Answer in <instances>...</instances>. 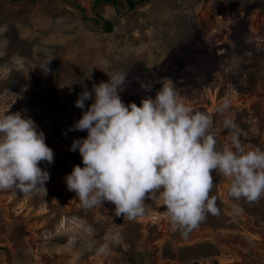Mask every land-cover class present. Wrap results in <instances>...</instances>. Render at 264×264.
Returning <instances> with one entry per match:
<instances>
[{"label":"rangeland","instance_id":"1","mask_svg":"<svg viewBox=\"0 0 264 264\" xmlns=\"http://www.w3.org/2000/svg\"><path fill=\"white\" fill-rule=\"evenodd\" d=\"M94 1L0 0L10 40L0 57V113L11 105L8 114L33 119L54 152L52 164L39 165L50 177L45 196L0 190V264H264V198L240 202L235 215L230 181L220 174L210 193L220 215L186 237L159 199L146 200V215L129 221L109 202L83 208L64 179L83 167L69 149L87 132L69 129L93 102L80 109L75 101L84 86L109 79L104 71L127 72L120 95L138 106L170 79L194 112L212 116L218 149L231 147L225 117L246 150L264 149V0H147L132 9L125 0ZM103 20L112 24L108 33ZM48 54L55 59L45 74ZM140 81L154 82L152 90ZM226 98L221 115L216 108Z\"/></svg>","mask_w":264,"mask_h":264},{"label":"clouds","instance_id":"2","mask_svg":"<svg viewBox=\"0 0 264 264\" xmlns=\"http://www.w3.org/2000/svg\"><path fill=\"white\" fill-rule=\"evenodd\" d=\"M8 31L9 25H0V57L10 45ZM53 59L48 54L42 63L45 74ZM104 72L109 77L106 82L93 84L91 91L84 86L78 95L77 108L93 102L69 129L87 132L86 138L74 139L69 149L79 152L83 167L74 165L64 178L83 208L109 202L116 217L133 221L148 212L146 200L159 199L173 230L186 237L208 215H220L217 197L210 195L213 173L230 181L227 194L235 201L237 216L244 210L240 202L254 205L264 198V149L246 150L234 119L222 121L231 134V147L218 149L212 116L194 112L173 81L166 78L155 97L145 96L138 106L126 104L120 95L127 72ZM139 83L147 93L154 82ZM10 107L0 113V190L45 196L50 177L39 165L52 164L54 152L35 121L21 111L8 114ZM229 108L226 98L216 112L223 115Z\"/></svg>","mask_w":264,"mask_h":264},{"label":"trees","instance_id":"3","mask_svg":"<svg viewBox=\"0 0 264 264\" xmlns=\"http://www.w3.org/2000/svg\"><path fill=\"white\" fill-rule=\"evenodd\" d=\"M147 0H125V4L127 6V9H132L136 4H145ZM117 0H95L93 2V5H111V6H115L116 5ZM97 21L94 20V24H96ZM102 31L105 33H108L111 31L112 29V24L107 21V20H103V26L101 27Z\"/></svg>","mask_w":264,"mask_h":264}]
</instances>
